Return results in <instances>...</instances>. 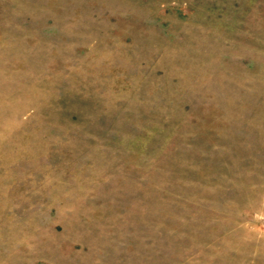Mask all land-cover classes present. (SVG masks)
I'll return each instance as SVG.
<instances>
[{"label": "rangeland", "instance_id": "obj_1", "mask_svg": "<svg viewBox=\"0 0 264 264\" xmlns=\"http://www.w3.org/2000/svg\"><path fill=\"white\" fill-rule=\"evenodd\" d=\"M0 264H264V0H0Z\"/></svg>", "mask_w": 264, "mask_h": 264}]
</instances>
